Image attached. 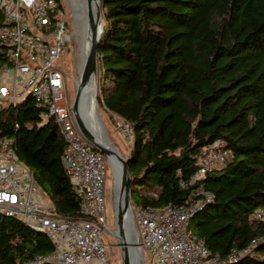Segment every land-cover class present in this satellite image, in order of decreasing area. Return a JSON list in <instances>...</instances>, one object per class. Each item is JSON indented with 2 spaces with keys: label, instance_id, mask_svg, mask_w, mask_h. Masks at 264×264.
I'll return each instance as SVG.
<instances>
[{
  "label": "trees",
  "instance_id": "16d2710c",
  "mask_svg": "<svg viewBox=\"0 0 264 264\" xmlns=\"http://www.w3.org/2000/svg\"><path fill=\"white\" fill-rule=\"evenodd\" d=\"M60 2V0H58ZM99 90L106 109L134 131L128 155L135 206L188 204L181 186L196 156L223 140L233 153L203 180L213 195L190 232L222 264H264V0H101ZM29 96L0 112V138L14 140L59 214L80 216L53 117ZM19 127H16V124ZM250 252L231 259L249 248ZM54 251L46 233L0 214V264H29ZM35 264H56L50 261Z\"/></svg>",
  "mask_w": 264,
  "mask_h": 264
},
{
  "label": "built area",
  "instance_id": "2783aa9c",
  "mask_svg": "<svg viewBox=\"0 0 264 264\" xmlns=\"http://www.w3.org/2000/svg\"><path fill=\"white\" fill-rule=\"evenodd\" d=\"M65 25L58 0H0V112L10 106L16 108L31 96L35 106L43 110L42 125L54 118L66 142L63 166L75 192L82 196L80 216L58 213L9 137L0 138V214L16 218L51 239L54 251L29 264H109L103 239L109 230V161L86 140L73 113L60 64L70 38ZM120 121L126 136L133 140L132 126ZM232 158L223 140L209 143L196 156L195 172L180 181L183 188L192 189L188 204L170 203L164 208L132 205L138 246L146 264L147 257L150 264H222L205 241L190 232V222L195 211L213 199L203 180L225 168ZM257 217L263 218L264 213ZM257 242L230 258L250 252Z\"/></svg>",
  "mask_w": 264,
  "mask_h": 264
},
{
  "label": "water",
  "instance_id": "95a60500",
  "mask_svg": "<svg viewBox=\"0 0 264 264\" xmlns=\"http://www.w3.org/2000/svg\"><path fill=\"white\" fill-rule=\"evenodd\" d=\"M86 10L90 21L91 27V40L89 49L86 55V58L83 62L76 95L72 104L73 113L76 119V122L86 138L94 148L102 153L109 161V164L112 168V172L115 178V172L113 169V165L118 163V172L120 175V182L118 186V198L116 200V221L118 231L114 234L119 240V246L122 251L123 256V264H133V261L136 258L139 259V264H146L145 256L143 251L138 246L137 235L134 227V222L132 218V194L130 192L129 181H130V173L128 169V158L124 157L123 153L118 149V147L108 139L106 136L105 143H99L91 134L89 128L84 122L83 116L80 111L81 102L83 99V93L85 91L86 86L91 83V81L96 82L97 84V75H98V55H99V43L101 41V37L104 31V21L103 15L101 13V3L99 9L94 12V4L96 0H85ZM98 91V86H96ZM116 180V178H115ZM116 198V195H115ZM131 214V222L134 229V236L136 241H128L125 238V230L127 218ZM111 233V230H108ZM113 234V233H111ZM136 246L137 251H133L134 248L130 246ZM135 253V254H134ZM139 253V254H138Z\"/></svg>",
  "mask_w": 264,
  "mask_h": 264
},
{
  "label": "rangeland",
  "instance_id": "374dc122",
  "mask_svg": "<svg viewBox=\"0 0 264 264\" xmlns=\"http://www.w3.org/2000/svg\"><path fill=\"white\" fill-rule=\"evenodd\" d=\"M77 4L83 5L86 10V3L84 5L83 0H76ZM83 2V3H82ZM62 4V10L64 11V19L66 22V33L70 35L64 47V51L61 54L60 64L65 73L67 81V91L70 101L73 104L80 74V66L82 62V45L84 39V25L82 19L76 17L74 0H60ZM101 3V0H100ZM101 13L103 15V9L101 4ZM79 21L81 23H79ZM97 100L99 104L100 113L103 119L104 127L106 129L107 137L112 141L118 149L123 153L124 157H128L130 154L133 140H130L121 125L120 118L110 113L103 104L101 92L99 90V79L97 75ZM116 180L114 178L112 168L109 164L107 183H106V199L108 206V225L109 231L103 233L104 242L107 245V253L109 257V264H123L122 251L119 246V240L114 235L117 233V221H116ZM45 196V195H44ZM47 196V195H46ZM132 205L133 201H132ZM147 261L150 264V258L147 257Z\"/></svg>",
  "mask_w": 264,
  "mask_h": 264
},
{
  "label": "bare ground",
  "instance_id": "6f19581e",
  "mask_svg": "<svg viewBox=\"0 0 264 264\" xmlns=\"http://www.w3.org/2000/svg\"><path fill=\"white\" fill-rule=\"evenodd\" d=\"M83 1H84V5H85V0H83ZM77 3L78 2H76V0H74L73 5L75 7L74 10L76 11L75 14H76V17L78 16L77 18L82 19V23L84 25V28H83L84 29V39H83V45L81 48L82 49V52H81V55H82V62L81 63L82 64L80 66V71H81L83 62L86 58V55H87V52L89 49V45H90L91 27H90V21H89V17L87 14V10H84L83 5H79ZM99 6H100V0H96V3L94 4V7H93L94 12H96V10L99 9ZM79 23H81V22L79 21ZM96 86H97V84L94 81H91V83H89L86 86L85 91L83 93V99L81 102L80 111H81V114L83 116L84 122L86 123L87 127L89 128L92 136L99 143H105V138L107 136V134H106L107 132H106V129L104 127L103 119H102L100 109H99ZM118 167H119L118 163H115L113 165V169L115 172V178H116V190L117 191H118V186H119V182H120V175L118 172ZM117 191H116V196L118 198ZM125 238L128 241H133V242L136 241V238L134 236V229H133L132 222H131V214H129V216L127 218ZM130 247L134 248L133 249L134 252L137 249L136 246L134 247L131 245ZM138 261H139V259L136 258V260L133 261V264H139Z\"/></svg>",
  "mask_w": 264,
  "mask_h": 264
}]
</instances>
